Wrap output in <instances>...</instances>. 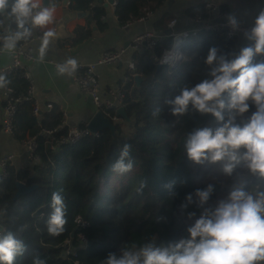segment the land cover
Returning <instances> with one entry per match:
<instances>
[{
  "label": "trees",
  "instance_id": "16d2710c",
  "mask_svg": "<svg viewBox=\"0 0 264 264\" xmlns=\"http://www.w3.org/2000/svg\"><path fill=\"white\" fill-rule=\"evenodd\" d=\"M166 1L117 0L114 15L119 25H125L130 19L144 17L148 10L159 11ZM69 8L87 15L84 25H76L63 39L64 45L76 46L93 37V28L100 23L105 9L96 0H70ZM220 8L227 13L222 6ZM186 15L206 18L205 3L187 8ZM4 17L8 18L0 15V34L7 37ZM8 19L14 35L19 29L13 19ZM172 19L171 13L162 12L152 21L151 30L164 33ZM26 27L30 29L28 25ZM187 37V57L174 69L165 65L157 68L162 52L172 44V36L162 37L151 51L133 52L134 69L127 72V82L120 84L128 121L120 114L113 119L112 111L105 112L103 114L114 125L113 131L104 128L97 135L88 133L76 142L61 144L58 149L51 146L64 139L69 130L63 121V109L52 104L51 108L42 107L35 114L33 100L25 98L29 86L27 80L18 70L9 76L8 84L14 89V96L21 99L13 117L11 135L22 143L33 140L37 161L27 167L8 166L9 175L0 189V224L13 231L27 246L15 264H32L37 255L46 259L47 264H75L74 261L101 264L108 253H118L126 242L155 238L158 245L166 244L174 230L177 233L172 242H176L188 237L187 228L202 213L195 204L181 209L188 194L194 195L195 190L211 184L214 191L208 205H214L238 187L251 192L264 190V178L252 174L243 162L229 176L223 172L226 160H205L197 164L188 158L187 134L195 128H215L221 122L211 114L198 112L176 117L165 100L174 99L185 86L191 87L211 78L210 66L205 63L210 47L216 46L218 55H238L239 51L237 40L228 39L217 31L202 29ZM229 58L234 57L229 55ZM262 60L264 55L257 54L252 62ZM135 75L140 78L139 83H136ZM255 110V105L250 102L249 111L238 117L237 122H246ZM125 144L132 146L130 158L134 167L128 173L118 174L112 171V165ZM17 181L36 187L14 199ZM141 181L145 186L138 192ZM170 182L171 188L165 187ZM54 191L61 193L67 206L65 231L58 236H50L46 228ZM189 212L195 215L189 217ZM76 216L87 222L82 233L91 244L84 249L80 248L77 238ZM67 247L78 249L76 256H64Z\"/></svg>",
  "mask_w": 264,
  "mask_h": 264
},
{
  "label": "clouds",
  "instance_id": "9594fccd",
  "mask_svg": "<svg viewBox=\"0 0 264 264\" xmlns=\"http://www.w3.org/2000/svg\"><path fill=\"white\" fill-rule=\"evenodd\" d=\"M0 15L13 19L18 31L5 37V48L13 49L16 41L31 34L26 24L45 26L53 22L55 6H43L42 0H0ZM228 24L237 29L239 23L233 14L227 15ZM2 22V21H0ZM54 33L49 31L46 36ZM244 35L254 41L240 49L239 54H219L216 46L210 47L205 63L210 66L209 76L194 86H185L174 99H166L172 105V115L180 117L189 112L211 114L220 126L195 128L185 139L188 158L201 164L205 160H226L223 172L231 175L243 162L254 175L264 178V60L253 63L257 54L264 55V9L255 19L254 26ZM47 40H45V44ZM229 55L234 58H229ZM66 65L74 70L76 61L69 59ZM58 66V71H68ZM8 83L0 75V88ZM256 110L246 122L238 117ZM157 112L159 109L156 110ZM156 115V112L153 113ZM131 145L125 144L119 158L112 165L118 174L130 172L134 161L130 158ZM127 159V162L125 160ZM145 182L141 181L142 191ZM171 182L165 187L171 188ZM214 186L195 190L186 196L181 209L195 204L202 213L187 228L188 237L176 242L157 244L155 238L147 241H130L122 244L117 252H110L101 264H258L264 262V190L251 192L243 187L232 190L214 205H208ZM208 205V206H206ZM51 213L46 221L50 236H58L67 224L64 197L54 191L51 197ZM195 215L189 212L188 216ZM79 217L77 220L79 221ZM27 246L22 239L7 229L0 228V264H15ZM32 264H47L46 259L35 256Z\"/></svg>",
  "mask_w": 264,
  "mask_h": 264
},
{
  "label": "crops",
  "instance_id": "0c3cea01",
  "mask_svg": "<svg viewBox=\"0 0 264 264\" xmlns=\"http://www.w3.org/2000/svg\"><path fill=\"white\" fill-rule=\"evenodd\" d=\"M106 1L98 2L96 0L104 7L105 14L100 17V23L94 26L93 37L76 46L64 45L63 39L76 25H84L87 15L69 8L70 0L51 3L52 6H55L53 22L45 26H38L40 31H51L54 34L47 39L46 44L45 41L34 42L36 59L28 62L26 67L31 74L39 104L42 107H45L46 103L57 104L66 111L65 124L67 126H79L88 122L97 109L88 95L79 92L75 82L46 61L61 62L73 59L83 63H96L102 51L125 49L122 62L95 64L94 73L97 76L103 98L109 88L125 83L123 77L127 75V72L132 71L128 67L127 61L132 60L134 51L131 48V43L137 34L151 30L152 21L162 12H169L173 15V19H175L174 33H192L196 25L186 15V10L205 0H167L159 11H150L148 19L137 21L129 26L117 23L114 8L110 4L104 5ZM214 2L222 6L228 14L235 15L238 22L249 25L255 24L257 15L264 9V0H214ZM95 4L93 2V5ZM4 29L8 36L12 35L10 21L6 17H4ZM247 41L246 37H242L238 41L237 51H240ZM10 61L11 57L7 51L0 54V66L8 65ZM3 113V98L0 91V123ZM25 150V144L19 142L11 134L0 131V158L7 154L12 155L8 166L20 168L37 162L27 159Z\"/></svg>",
  "mask_w": 264,
  "mask_h": 264
},
{
  "label": "built area",
  "instance_id": "2783aa9c",
  "mask_svg": "<svg viewBox=\"0 0 264 264\" xmlns=\"http://www.w3.org/2000/svg\"><path fill=\"white\" fill-rule=\"evenodd\" d=\"M117 0H112L110 4L113 8L116 5ZM205 8L207 12L206 18L200 17H190V20L194 22L196 27L192 30V33H195L199 30L205 31H217L221 33L224 37L228 39H234L239 41L242 37H246L244 35L245 31H250V29L254 25H249L245 23H239V27L237 29H232V27L228 24V21H215L226 17L228 13L223 12L220 8V5L214 2V0H205ZM150 10L146 12L144 17L139 19H130L127 21L125 26L132 25L133 23L141 20H146L149 17ZM175 23V19L169 21L168 26L173 28ZM28 25V24H26ZM29 26V25H28ZM31 34L28 39L24 40L21 43L16 41V45L13 49L5 48V36L0 34V54L3 52H8L11 61L8 65L0 66V75L4 76V79L8 82L9 76L15 71H20L21 75L28 82V89L26 91V99H32L34 105V113H39L42 106L39 104L38 99L35 94V87L32 81V77L30 72L27 69V63L32 62L36 59L34 42L35 41H45L49 39L51 36H46V33L40 31L38 26H29ZM164 33H155L152 30H145L139 34H137L131 43V48L133 51L135 50H153L158 40L164 37ZM172 36V44L168 49H165L161 56L158 59V63L161 65H165L168 69H174L180 67L183 60L187 57L188 54V33H174L170 35ZM166 37V36H165ZM178 38L182 43V45L178 48L179 50L172 51L175 45V40ZM252 43L251 40H248L244 47L250 46ZM125 54V49L119 48L114 50H105L100 53L96 63H83L76 61V67L74 70L71 69V66L66 65L67 61L56 62L53 60L46 61V63L51 64L53 67L58 69V66H66L68 67V71H65V74L69 79H71L78 87L79 92L86 94L90 97L92 103L96 107L97 110H101L103 113L112 111L113 119L119 117L118 109L119 107H124V92L122 91L121 85H115L107 90V94L105 97H101L100 93V85L97 79V76L94 73L95 64H112L116 62H122ZM127 65L130 69H134L133 60H128ZM129 79L128 75L123 77V81L126 82ZM124 84V83H123ZM1 95L3 98V117L0 123V131L5 132L7 134H12L13 130V117L16 113L17 104L21 101L19 97L14 96V89L6 83L3 88H0ZM51 103H46L45 108H51ZM64 111V110H63ZM66 111L63 113V121H66ZM88 133H92L87 125V122L82 125L69 126L68 134L66 137L60 141H57L54 146H51L53 149H58L60 145L66 143H73ZM50 134V133H48ZM95 135L98 132L93 133ZM26 150L25 156L29 160H36L34 156V151L36 149L35 143L33 140H29L25 143ZM12 159L11 154L4 155L0 158V189L2 188V183L5 179H7L9 175L8 165L10 160ZM256 186V185H255ZM80 218L79 221L77 218ZM75 223L77 226L78 234L77 238L80 242V248L84 249L87 247V238L82 233V229L87 226V222L81 217H75ZM68 242V241H67ZM78 249L67 247L63 251L64 256H76ZM75 264H79L77 261H74Z\"/></svg>",
  "mask_w": 264,
  "mask_h": 264
},
{
  "label": "water",
  "instance_id": "95a60500",
  "mask_svg": "<svg viewBox=\"0 0 264 264\" xmlns=\"http://www.w3.org/2000/svg\"><path fill=\"white\" fill-rule=\"evenodd\" d=\"M98 2H102V0H98ZM42 3H43V6L51 5V1L50 0H42ZM111 3H112V0H107L104 5H108V4H111ZM215 21L225 22V21H227V16L223 17L222 19L215 20ZM28 25L32 26L30 21H29ZM172 32H173V28L168 26L165 29V31H164V35L166 37H168V36H170L172 34ZM160 66H161V64L157 63V68H159ZM135 80H136V83H139L140 78L137 75H135ZM117 111H118V114L122 115L127 121L129 120V118L126 115V112H125V109H124L123 106L119 107V109ZM87 125H88L89 130L92 133L99 132L100 130H102L104 128H109L112 131L114 130L113 123L110 121V119L107 116H105L103 114V112L100 109L96 110L93 113V115L88 120ZM35 187H36L35 185H27L23 181H17L16 184H15L16 192L14 194V199H16L19 196L24 195V194L32 191ZM1 217H2V212H0V218ZM0 228L4 229L3 225L0 224ZM176 233H177V231L174 230L173 235L167 240V243L168 242H172V240L174 239ZM72 235H74V232H72ZM90 244H91V241L88 240L87 246H89Z\"/></svg>",
  "mask_w": 264,
  "mask_h": 264
},
{
  "label": "bare ground",
  "instance_id": "6f19581e",
  "mask_svg": "<svg viewBox=\"0 0 264 264\" xmlns=\"http://www.w3.org/2000/svg\"><path fill=\"white\" fill-rule=\"evenodd\" d=\"M180 41L178 40V38L175 40V45L173 47V52L176 50H179L178 48L182 45V43H179Z\"/></svg>",
  "mask_w": 264,
  "mask_h": 264
}]
</instances>
